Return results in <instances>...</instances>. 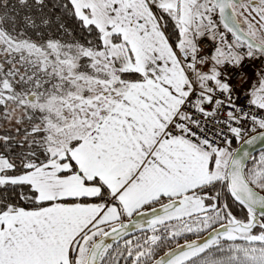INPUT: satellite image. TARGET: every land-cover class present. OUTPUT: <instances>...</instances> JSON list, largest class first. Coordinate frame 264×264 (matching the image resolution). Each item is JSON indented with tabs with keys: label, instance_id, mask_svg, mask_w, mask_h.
Masks as SVG:
<instances>
[{
	"label": "snow or ice",
	"instance_id": "obj_1",
	"mask_svg": "<svg viewBox=\"0 0 264 264\" xmlns=\"http://www.w3.org/2000/svg\"><path fill=\"white\" fill-rule=\"evenodd\" d=\"M0 264H264V0H0Z\"/></svg>",
	"mask_w": 264,
	"mask_h": 264
}]
</instances>
